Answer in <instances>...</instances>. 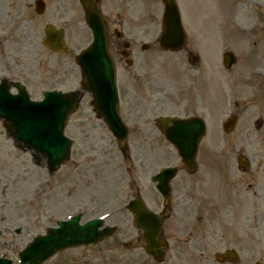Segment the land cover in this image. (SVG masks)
I'll return each instance as SVG.
<instances>
[{"label": "rangeland", "instance_id": "obj_1", "mask_svg": "<svg viewBox=\"0 0 264 264\" xmlns=\"http://www.w3.org/2000/svg\"><path fill=\"white\" fill-rule=\"evenodd\" d=\"M175 1L187 41L183 49L174 53H165L158 46L162 0H99L97 5L107 25L108 49L115 64L118 113L127 128L123 148H119L103 121L97 118L87 94L64 129V134L73 140L70 155L77 167L69 161L58 170L48 172L44 159L16 146L8 138L6 129L0 126V257L17 264V253L35 235L43 233L57 220L82 211V222L103 217L105 226L115 225L117 230L100 244L63 252L56 256L57 260L45 264H78L77 258L83 255L92 259L98 255V261L92 264H156L143 252L133 251L134 245L123 246L132 242L137 234L125 204L138 192L145 205L158 213L162 210V199L150 180L153 174L163 167L175 166L178 173L171 184L179 188L195 181L196 194L197 185L208 183L213 173L211 166L224 167L222 160L206 158L235 155L242 146L234 142L239 123L230 137L221 129L230 112L231 99L227 95V72L220 56L229 41L217 50L208 49L212 29L206 23L216 22L220 8L230 0H215L220 6L216 9L205 2L211 3V0ZM67 8L71 13L66 24V45L70 52L54 55L66 56L72 63L74 55L91 42V34L78 1L68 0ZM45 21L49 19L44 17ZM115 30L121 33V38L116 37ZM228 34L237 40L243 35L234 26ZM42 36L43 28H39L38 40ZM123 43L130 45L126 55L120 52L124 49ZM144 43L148 45L147 50L140 49ZM238 47L235 55H244L240 42ZM39 53L40 56L53 55L40 46ZM127 60L132 61L130 66ZM71 67L74 82L77 68L73 64ZM26 89L31 98L40 97L31 82ZM194 115L204 119L207 131L198 148V170L189 178L176 152L159 133L156 120L163 116ZM262 138L253 147L264 153ZM261 157L264 162V156ZM204 190L206 196V187ZM193 192L189 186L186 193L190 198ZM217 209L210 210L209 206L206 215L210 211L214 215ZM171 221H164L160 233L169 243L161 264H195V251L190 249L195 248V237L207 236L203 233V224L183 219L179 225L175 224L178 228L175 231ZM189 227L192 229L188 230ZM15 229H20V233L16 234ZM259 259V256L245 258L246 263Z\"/></svg>", "mask_w": 264, "mask_h": 264}, {"label": "flooded vegetation", "instance_id": "obj_2", "mask_svg": "<svg viewBox=\"0 0 264 264\" xmlns=\"http://www.w3.org/2000/svg\"><path fill=\"white\" fill-rule=\"evenodd\" d=\"M67 5L68 0H0V93L17 95L20 85L29 89L30 82L35 93L40 95L45 91H82L80 71L74 65L77 72L72 82V63L66 56L42 54L41 57L39 53L38 29L44 17L52 24L62 22L59 28L66 26L65 17L70 13ZM210 6L220 8L217 2ZM206 24L212 29L208 49L217 50L222 43L229 41L221 58L226 53L233 54V65L227 71L226 83L231 91V115L240 123L234 142L242 146L236 155L206 158L222 160L224 167L211 166L213 173L207 184L197 185L198 193L195 194V181L179 188L171 185L162 226L163 221L172 220L177 231L175 224L179 225L183 219L184 222L203 224L202 230L207 236L195 237V248L190 249L195 251V264H250L246 263L247 256H259V264H264V162L261 157L264 153L253 147L264 136V0H230L220 8L217 21ZM232 26L242 32L240 40L228 34ZM239 42L244 55L236 56ZM31 66L33 70L29 69ZM237 88L239 93L234 94ZM0 126H4L2 121ZM70 164L75 163L71 161ZM189 186L194 190L192 198L186 193ZM209 206L210 210L218 208L214 215L211 211L206 215ZM157 240L167 242V237L158 234ZM131 245H134L133 251L144 253L141 231L138 230L129 243ZM167 245L168 251V242ZM223 253L229 257L218 260L216 256ZM98 259V255L94 259L83 255L76 263L92 264Z\"/></svg>", "mask_w": 264, "mask_h": 264}, {"label": "water", "instance_id": "obj_3", "mask_svg": "<svg viewBox=\"0 0 264 264\" xmlns=\"http://www.w3.org/2000/svg\"><path fill=\"white\" fill-rule=\"evenodd\" d=\"M95 0H80L85 10L86 23L92 32L93 41L77 58V64L84 74L85 89L92 94L94 105L104 122L123 145L126 129L116 113V90L114 69L106 50V35L104 22L94 8ZM165 30L160 38V45L164 49L176 50L182 42V31L179 17L174 5L166 3L164 14ZM46 27L47 37L43 43L50 48V38L60 32H52ZM9 104V103H8ZM74 106L71 99L59 94L45 95L40 103H29L25 95L17 106L1 108L0 116L13 123L10 126L12 137L25 149L38 153L47 159L48 166L53 169L64 162L68 156L70 141L62 132L65 119ZM161 132L165 139L176 149L185 168L193 171L197 147L205 133L203 121L197 117L185 120L175 118H161ZM170 124V125H168ZM175 169H164L153 180L157 181L156 188L166 197L168 181L173 177ZM127 209L135 214L137 227L142 228L146 240V252L156 259L163 257L160 243L155 241V235L160 226L159 218L143 208L139 199L129 202ZM78 216L68 222H58L57 229H48L45 236H37L19 254L20 264H41L56 251L77 245H93L111 235L114 228L99 231V219L79 225ZM0 264H11L10 261L0 259Z\"/></svg>", "mask_w": 264, "mask_h": 264}]
</instances>
